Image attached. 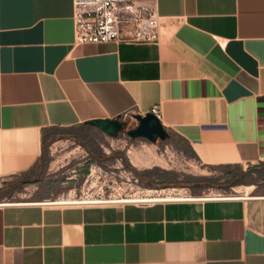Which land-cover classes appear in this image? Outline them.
Listing matches in <instances>:
<instances>
[{
	"label": "crops",
	"instance_id": "1",
	"mask_svg": "<svg viewBox=\"0 0 264 264\" xmlns=\"http://www.w3.org/2000/svg\"><path fill=\"white\" fill-rule=\"evenodd\" d=\"M153 2L157 41L143 43L74 42L71 0H0V177L43 166L53 130L118 139L86 121L152 107L164 140L204 167L264 163V0ZM69 184L0 203V264H264V182L225 198L41 203Z\"/></svg>",
	"mask_w": 264,
	"mask_h": 264
},
{
	"label": "rangeland",
	"instance_id": "2",
	"mask_svg": "<svg viewBox=\"0 0 264 264\" xmlns=\"http://www.w3.org/2000/svg\"><path fill=\"white\" fill-rule=\"evenodd\" d=\"M121 120L126 121L124 128L135 123L129 117ZM118 134L117 139L96 135L92 130H53L42 145L43 166L37 163L23 175L0 177V203L29 201L32 182L57 178L71 184L47 200L83 195L93 198L213 197L245 194L247 185L264 182V163L204 167L164 139L149 142L140 137L131 140L123 131ZM83 159L89 163L85 167Z\"/></svg>",
	"mask_w": 264,
	"mask_h": 264
},
{
	"label": "built area",
	"instance_id": "3",
	"mask_svg": "<svg viewBox=\"0 0 264 264\" xmlns=\"http://www.w3.org/2000/svg\"><path fill=\"white\" fill-rule=\"evenodd\" d=\"M73 41L102 42L108 40L126 42H156L157 26L153 0H71ZM150 111L156 116L154 107ZM66 199L64 202L44 200V204H117L131 202L144 204L155 200L144 198L87 197ZM212 198L211 196H207ZM213 197H232L221 194ZM195 196H169L161 200H189Z\"/></svg>",
	"mask_w": 264,
	"mask_h": 264
},
{
	"label": "water",
	"instance_id": "4",
	"mask_svg": "<svg viewBox=\"0 0 264 264\" xmlns=\"http://www.w3.org/2000/svg\"><path fill=\"white\" fill-rule=\"evenodd\" d=\"M132 118L135 123L128 128H124L126 121L119 119L117 116L90 119L86 123L96 127L108 136H114L119 131H123L128 137H140L150 142L167 137L166 130L151 111L144 112L142 115L133 114Z\"/></svg>",
	"mask_w": 264,
	"mask_h": 264
},
{
	"label": "bare ground",
	"instance_id": "5",
	"mask_svg": "<svg viewBox=\"0 0 264 264\" xmlns=\"http://www.w3.org/2000/svg\"><path fill=\"white\" fill-rule=\"evenodd\" d=\"M162 198H165V197H145L144 199H147V200H159V199H162ZM64 201H68L66 199H55L53 200V202H64ZM2 203H5V202H2Z\"/></svg>",
	"mask_w": 264,
	"mask_h": 264
},
{
	"label": "flooded vegetation",
	"instance_id": "6",
	"mask_svg": "<svg viewBox=\"0 0 264 264\" xmlns=\"http://www.w3.org/2000/svg\"><path fill=\"white\" fill-rule=\"evenodd\" d=\"M128 128V127H127Z\"/></svg>",
	"mask_w": 264,
	"mask_h": 264
}]
</instances>
